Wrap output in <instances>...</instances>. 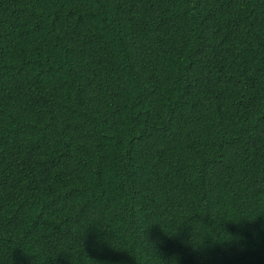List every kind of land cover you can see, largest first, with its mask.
Returning <instances> with one entry per match:
<instances>
[{
  "label": "trees",
  "instance_id": "16d2710c",
  "mask_svg": "<svg viewBox=\"0 0 264 264\" xmlns=\"http://www.w3.org/2000/svg\"><path fill=\"white\" fill-rule=\"evenodd\" d=\"M0 264H264V0H0Z\"/></svg>",
  "mask_w": 264,
  "mask_h": 264
}]
</instances>
